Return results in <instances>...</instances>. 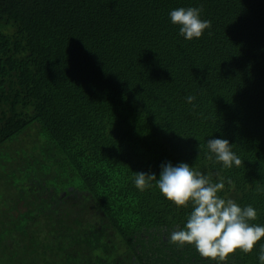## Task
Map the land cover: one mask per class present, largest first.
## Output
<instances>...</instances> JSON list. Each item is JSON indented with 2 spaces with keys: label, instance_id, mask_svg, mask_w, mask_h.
I'll list each match as a JSON object with an SVG mask.
<instances>
[{
  "label": "trees",
  "instance_id": "obj_1",
  "mask_svg": "<svg viewBox=\"0 0 264 264\" xmlns=\"http://www.w3.org/2000/svg\"><path fill=\"white\" fill-rule=\"evenodd\" d=\"M180 7H202L201 38ZM166 161L264 225V0H0V264H217L170 240L190 206L133 183Z\"/></svg>",
  "mask_w": 264,
  "mask_h": 264
},
{
  "label": "clouds",
  "instance_id": "obj_2",
  "mask_svg": "<svg viewBox=\"0 0 264 264\" xmlns=\"http://www.w3.org/2000/svg\"><path fill=\"white\" fill-rule=\"evenodd\" d=\"M202 7H180L170 11L173 25L185 40L199 39L211 27V21L201 18ZM192 102L194 97H187ZM207 149L224 168L240 166L242 161L225 138L208 139ZM162 196L179 207H191L186 223L170 234V240L181 246L193 245L202 257L224 261L239 249L250 253L264 238V225L253 223L257 210L252 205L241 206L219 193L225 188L223 179L213 182L209 175L194 169L186 162L173 165L161 163L159 178L155 173L135 172L133 183L143 191L152 182ZM231 184V180L227 181ZM258 262L264 264V244L259 245Z\"/></svg>",
  "mask_w": 264,
  "mask_h": 264
}]
</instances>
